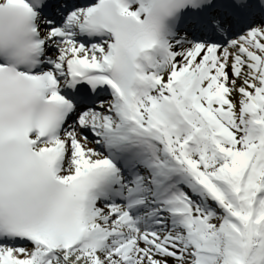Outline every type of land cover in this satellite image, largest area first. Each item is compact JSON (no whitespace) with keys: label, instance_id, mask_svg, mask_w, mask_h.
<instances>
[{"label":"snow or ice","instance_id":"snow-or-ice-1","mask_svg":"<svg viewBox=\"0 0 264 264\" xmlns=\"http://www.w3.org/2000/svg\"><path fill=\"white\" fill-rule=\"evenodd\" d=\"M0 264H264V0H0Z\"/></svg>","mask_w":264,"mask_h":264}]
</instances>
